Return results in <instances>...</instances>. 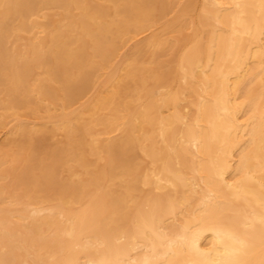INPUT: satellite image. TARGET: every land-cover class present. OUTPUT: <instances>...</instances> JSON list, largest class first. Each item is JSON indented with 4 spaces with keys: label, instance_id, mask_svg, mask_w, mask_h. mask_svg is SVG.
Returning <instances> with one entry per match:
<instances>
[{
    "label": "bare ground",
    "instance_id": "1",
    "mask_svg": "<svg viewBox=\"0 0 264 264\" xmlns=\"http://www.w3.org/2000/svg\"><path fill=\"white\" fill-rule=\"evenodd\" d=\"M1 133L0 264H264V0H0Z\"/></svg>",
    "mask_w": 264,
    "mask_h": 264
},
{
    "label": "rangeland",
    "instance_id": "2",
    "mask_svg": "<svg viewBox=\"0 0 264 264\" xmlns=\"http://www.w3.org/2000/svg\"><path fill=\"white\" fill-rule=\"evenodd\" d=\"M147 34V33H146ZM145 36V34L142 36H140L139 38H142V37H144ZM133 43V42H132ZM132 43L131 44H129V47H131L132 46ZM24 44V42H22V45ZM25 113H28L27 111H25ZM2 134V133H1ZM6 134L5 133H3L2 135H0V148L2 147L1 146V144L3 145V141H6V139H7V136H5ZM62 140V136L59 134V135H57L55 138H53V139H51L50 140V143H56L57 141H61ZM140 160H141V162L142 163H146L147 162V159L145 158V157H143V156H141L140 157ZM79 172V171H78ZM63 176H65L66 177V175L65 174H63ZM10 181H11V179H6V184H10ZM5 184V185H6ZM145 189V188H144Z\"/></svg>",
    "mask_w": 264,
    "mask_h": 264
}]
</instances>
